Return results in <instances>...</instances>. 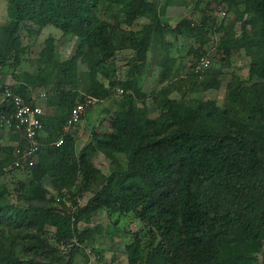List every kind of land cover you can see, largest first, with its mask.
Returning <instances> with one entry per match:
<instances>
[{
	"label": "trees",
	"instance_id": "16d2710c",
	"mask_svg": "<svg viewBox=\"0 0 264 264\" xmlns=\"http://www.w3.org/2000/svg\"><path fill=\"white\" fill-rule=\"evenodd\" d=\"M122 1L7 0L9 21L0 27L2 68L20 64L22 30L40 34L54 27L79 42L76 54L61 60L50 37L37 73L15 76L13 83L0 86L1 94L8 87L28 103L35 90L49 88L47 107L53 109L42 119L47 135L40 137L33 166L5 170L22 143L14 128L0 126V264H76L78 254L89 259L87 243L102 260L96 244L104 229L79 228L85 217L102 211L118 222L132 218L142 225L125 241L127 264H264V83L252 84L254 92L244 83L230 84L231 106L240 108L223 112L213 100L170 98L171 90L165 88L154 95L159 116L152 119L147 106H141L145 97L138 76L116 79L110 86L98 77L108 75L121 51L133 52L130 64L137 65L130 71L140 73L152 42L170 49L167 35L198 37L197 31L209 29L210 35L223 33L218 51L245 50L251 58L250 79L264 80V0L237 2L250 16L252 29L234 39L226 17L220 22L186 17L172 27L155 2L130 0L125 10ZM235 1L223 0L227 7ZM140 20L147 22L136 28ZM199 39L204 43L210 37ZM79 60L90 71L83 82ZM197 64L192 75L198 80ZM220 85L207 80L202 89ZM114 93L123 98L110 130L94 131L78 150L77 138L63 133L71 110L87 97L100 103ZM12 111L0 102V124ZM62 135L63 145L55 146ZM4 137L6 144L1 143ZM99 154L111 164L106 177L94 163ZM17 173L25 179L12 176ZM8 176L12 178L6 181ZM100 179L105 180L102 186ZM85 192L92 197L81 206L78 200ZM47 229H53L54 245L46 238ZM13 230L24 235L22 257L15 255Z\"/></svg>",
	"mask_w": 264,
	"mask_h": 264
},
{
	"label": "rangeland",
	"instance_id": "374dc122",
	"mask_svg": "<svg viewBox=\"0 0 264 264\" xmlns=\"http://www.w3.org/2000/svg\"><path fill=\"white\" fill-rule=\"evenodd\" d=\"M129 1L130 0L122 1V6H124L125 10L128 8ZM148 1L155 2L158 5L162 10L161 13L164 16V19L167 20L166 22L172 27H175L186 17L198 20L201 19L202 16H209L211 20L217 18L220 22L223 16L218 15V7L222 5L224 7L223 10L226 11L224 17L227 18V22L229 23L228 29H231V27L233 28V32L230 34L231 39L240 37L244 30L250 32L252 29L248 24L250 16L244 14V6L237 3L240 0L232 2L230 7H227L223 0ZM101 9L103 11L105 10L104 4L101 5ZM102 13L103 16L106 17V14H104V12ZM8 21V2L7 0H0V27L6 25ZM145 22L147 21L140 20L136 28H140ZM210 34L211 32L209 29L197 31L198 37L190 36L188 33L178 37L169 34L166 36V40L171 43L170 49H162L157 41L152 42L151 49L147 56L146 65L140 73H133L130 71L137 65L130 64L133 52L130 50L121 51L113 61V66L108 69V75L101 73L98 77L107 86H110L116 79L126 80L129 77L133 78V75L138 76L139 86H141V92L145 97L144 101L141 102V106L142 104L147 106L152 119L159 116V110L156 107L154 95L158 94L165 88L171 90L170 98H177L181 100V102L187 100H213L216 102L219 112L225 111L226 108H240L231 106V103L233 104V99L230 94L229 85L232 83H244V85L249 88L254 83H264V80L259 77L250 79L249 70L251 58L247 55L245 50L234 51L230 55H225V53L216 49V44L219 42L223 33L221 32L216 36ZM50 37L54 38V47L59 59L67 60L76 54L79 40L73 36H64L60 30L54 27H47L43 29L40 34L22 30L20 38L23 49L19 55L20 64H18L16 68H3L1 79L2 84L13 83L15 81V76H24L26 73H37L40 53L45 48L47 44L46 42ZM206 37H210V40L204 43L199 39H206ZM204 58H209L211 60V65L203 74V78H198L197 80L192 75V68ZM78 69L81 82H83V80L86 81V74L90 73L88 65L79 60ZM219 72L220 74H218ZM213 79L221 82L220 88L217 90L211 89L204 91L202 88L205 82ZM84 85L85 83H82L81 86ZM251 88L250 90H253L254 92L253 87ZM49 91V88H41L35 90L33 93L34 96L39 98L40 94L46 93L48 95ZM253 92H250L249 97H254ZM82 94H84V91L81 90V95ZM1 96L2 94L0 93V102L2 100ZM122 98L123 96L114 93V96L111 99L96 103L88 109L83 120L72 133L77 138L78 150L91 140L94 131L103 133L110 130V122L113 118L114 112L118 109V103ZM41 104H46V108H48L47 99L41 101ZM235 105L236 104H234V106ZM56 125L60 124L57 123ZM56 128H58V126H56ZM1 143L6 144L5 137ZM94 163L100 168L105 177L110 174L111 164L104 155L99 154L96 156ZM12 176L17 177L18 179H25L26 177L25 174L23 175L20 173ZM11 178V176H8L5 180L9 181ZM5 180L1 179L2 182H5ZM104 181V179H100L99 185H104ZM10 187L18 190V196H20L21 190H19L20 188L18 186H15L12 183ZM91 197L92 193L90 192L82 193L78 200L79 205L84 206ZM117 222L118 220L115 216L109 217L104 211L99 212L95 217H85L79 224L80 229L91 230L96 226H101L104 229L103 236L99 239V243L96 244L97 249L102 251L101 256L103 259L100 260L95 254L92 247L93 244L87 243L86 254L89 259L87 260L83 255L78 254L75 258V263L127 264L125 241L130 234L139 232L142 229V225L132 218ZM12 232L16 237L14 243L15 255L22 257V249L25 246L23 240L24 235L17 233V231L14 230ZM47 233L46 238L54 245L53 229H47ZM143 233L144 231L142 234ZM60 250L65 249L60 247ZM113 257L115 259H113Z\"/></svg>",
	"mask_w": 264,
	"mask_h": 264
},
{
	"label": "built area",
	"instance_id": "2783aa9c",
	"mask_svg": "<svg viewBox=\"0 0 264 264\" xmlns=\"http://www.w3.org/2000/svg\"><path fill=\"white\" fill-rule=\"evenodd\" d=\"M218 15L223 17L226 15V11L222 6L218 7ZM211 61L209 59H202L196 66V74L198 78L202 79L203 74L210 68ZM2 72L3 68L0 66V86L2 87ZM11 83H7L10 85ZM119 94H123L122 89L118 90ZM2 103H8L13 111L9 114H5L1 119V127L14 128L21 136V148L15 150L14 154L16 160L13 164L5 168V170H12L15 168H23L25 165L33 166L37 162L38 152L40 148V137L44 132V125L42 122L45 116L44 105L40 102L47 99V94L42 93L39 98L33 95L32 103L26 102V100L11 91L6 87L2 94ZM97 100L87 97L85 101L78 103L70 112V115L63 127V133L72 134L73 130L81 123L88 109L95 105ZM64 143V135H62L54 145L57 147L62 146ZM60 199H57L59 201Z\"/></svg>",
	"mask_w": 264,
	"mask_h": 264
},
{
	"label": "crops",
	"instance_id": "0c3cea01",
	"mask_svg": "<svg viewBox=\"0 0 264 264\" xmlns=\"http://www.w3.org/2000/svg\"><path fill=\"white\" fill-rule=\"evenodd\" d=\"M162 17H163V20L166 22L167 20L164 19V16L162 14ZM41 103V102H40ZM43 104V103H42ZM44 107V110H45V116L44 117H50L51 115L49 114L50 112H53V109L52 108H46V104L43 106ZM59 127V125H56ZM46 131L44 129V132L42 133V137L43 136H46Z\"/></svg>",
	"mask_w": 264,
	"mask_h": 264
}]
</instances>
